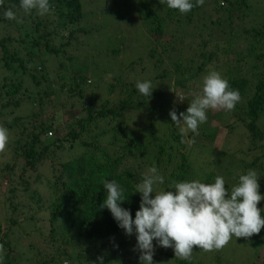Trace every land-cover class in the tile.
<instances>
[{
  "label": "trees",
  "instance_id": "1",
  "mask_svg": "<svg viewBox=\"0 0 264 264\" xmlns=\"http://www.w3.org/2000/svg\"><path fill=\"white\" fill-rule=\"evenodd\" d=\"M116 2L124 3L121 14L133 8L149 35L141 44L142 55L122 63L101 86L94 78L97 69L85 62L88 56L76 53L78 34L90 32L83 24V0H49L50 11L44 15L25 13L21 0H3L0 125L9 130L10 139L0 153V206L10 213L9 224L32 220L36 226L45 220L50 226L47 235L43 224L38 227L42 237L25 242L26 252L13 243L12 229H3L0 220L3 264H101L99 258L103 264H140L123 249L129 237L119 236L125 230L110 210L100 208L107 197L103 182L115 180L126 190L121 207L135 219L141 203L136 186L148 169L155 166L164 177L154 191L174 190L173 181L202 177L195 172L200 158L195 150L216 154L217 159L205 155L209 164L232 154L214 147L218 126H211L213 120L228 129L241 125L247 130L258 153L244 167L259 169L264 183V0H205L187 14L161 0ZM7 9L17 19H6ZM216 69H223L221 76L239 90L240 101L232 111L208 110L207 122L197 133L190 131L194 146L179 151L188 146L180 132L171 127L172 143L169 135L158 134L156 123L174 126L170 111L186 113L196 96L194 83ZM138 81H151L152 96L138 91ZM226 167L220 176L230 192ZM217 176L208 173L204 182L214 183ZM258 207L264 210L261 203ZM259 236L249 241L255 249L264 244V229ZM199 249L194 247L190 260L176 258L174 250L154 255L171 257L175 264H206ZM215 258L221 260L218 250ZM252 264H264V255Z\"/></svg>",
  "mask_w": 264,
  "mask_h": 264
},
{
  "label": "clouds",
  "instance_id": "2",
  "mask_svg": "<svg viewBox=\"0 0 264 264\" xmlns=\"http://www.w3.org/2000/svg\"><path fill=\"white\" fill-rule=\"evenodd\" d=\"M161 2L187 14L194 7H202L205 0H195V3L193 0ZM2 6L3 0H0ZM21 7L25 13L36 10L38 14L44 15L50 11L49 0H21ZM3 15L6 19H17L11 9L5 10ZM136 87L143 96H152L151 81H138ZM239 101V90L231 89L228 80L213 70L204 77L202 93L191 101L187 112L177 115L173 109L169 114L179 128L181 142L195 143L194 139L188 141L184 137L189 130L197 133L199 125L207 122L208 110L232 111ZM180 117H183L182 121ZM9 139V130L0 125V153L6 150ZM163 183L164 177L155 166L148 169L142 182L136 186L135 193L141 194V203L133 219L131 211L121 207L127 199L126 190L115 180L103 182L107 197L100 208L110 210L127 235L131 236L135 232L136 250L141 253V264H154V240L161 247L173 248L176 258L190 260L194 247L206 252L221 250L233 236L237 239L249 238L264 229V210L258 207L264 196L260 194L259 178L255 170L240 175L238 184L230 192L222 176H217L214 183L199 180L173 181L170 187L174 190L154 191L155 185ZM3 259V245L0 244V264H3ZM99 259L103 264V259Z\"/></svg>",
  "mask_w": 264,
  "mask_h": 264
},
{
  "label": "rangeland",
  "instance_id": "3",
  "mask_svg": "<svg viewBox=\"0 0 264 264\" xmlns=\"http://www.w3.org/2000/svg\"><path fill=\"white\" fill-rule=\"evenodd\" d=\"M84 11L86 12V23L83 24L88 27L89 33H79L77 36L78 42V50L76 53L81 54L82 57H87L88 60H85L86 64H90L92 68L97 69L94 71L95 79H97L101 86H104L106 82L110 81L111 78L116 74L118 67L122 65V63L129 64L132 60L137 59L138 55L141 54L142 42L145 39V35H149L147 29L143 25V21L138 17L136 11L132 8L131 12H124L121 14V11L124 8V3H117L116 0H83ZM119 6H117V5ZM193 25L190 27L192 28ZM188 27V26H183ZM67 33V32H66ZM74 49L75 46H72ZM114 48H119L116 54L109 55V51ZM142 55V54H141ZM147 67L151 63L149 59H146ZM219 70V69H216ZM136 71H140V67L137 66ZM213 71V70H210ZM206 71L200 75L201 79H198L194 83V95L200 94L202 92L203 79L210 72ZM222 70H219L221 74ZM91 78V80H94ZM193 95V96H194ZM213 112L221 110H212ZM226 119L229 116V113L226 112ZM181 121L183 117H180ZM233 119V118H232ZM143 122L146 120L142 119ZM128 121H130L128 119ZM234 121V119H233ZM142 123V122H141ZM211 126H218L215 131L216 137L214 140V147L217 150L223 148L224 151L231 152L232 154H227L222 156L220 160L216 163L209 164L208 159L206 157L216 158V154H209L203 152L200 148L197 152L195 150V154L197 157H200L195 164V171L197 174L202 175L199 181L204 182L203 176L208 173H215L223 175L224 168L228 171L226 166H229V172L226 175L230 181L231 189L236 186L239 182V176L244 174L248 169L259 171V169L250 167L245 168V163H250L252 159L255 158V154L258 153V149H253L254 146L250 142V138L248 136L247 130L241 126L237 125L233 129H228L225 127V124L218 120H213L210 122ZM261 126H264V120L261 122ZM158 134L161 133V136L169 135L172 143L174 142L172 136H170L172 132V128H175L178 132L179 128L174 125H167L164 120H159L156 123ZM181 134V133H180ZM190 130L187 133V136L184 139L191 141L189 138ZM188 146L185 148H179L183 150V152H189V148L194 146V143H187ZM153 150H156L152 148ZM220 161V162H219ZM219 164V165H218ZM223 169V170H221ZM263 173V171H261ZM225 175V174H224ZM194 177L196 175H193ZM196 178V177H195ZM260 183L261 195L264 196V183ZM159 188H155V191H158ZM161 191V190H159ZM262 207H264V200L261 202ZM33 214V213H32ZM18 215L21 220L22 216ZM45 214H39V217H43ZM10 213H8L3 207L0 206V220L2 223L3 229H12L13 235V243H20L21 249L26 250L27 252V244L26 243H35L41 239L39 226L43 224L45 230L44 234H48L50 231V226L48 222L43 220L42 224L39 222L35 226V222L30 220L29 217L28 222H21L20 226H14L13 224H9L6 221L9 220ZM29 216V215H28ZM10 235V238H11ZM119 237H129V241L123 245V249L129 253L130 258L133 262H137L141 264L140 261V252L136 250L137 239L135 232L129 236L125 233L120 234ZM258 240L260 238L259 234H254L249 238H233L231 241L221 250H218V256L221 257V260L215 258L217 250H213L210 252H206L202 249H199L198 256L201 260H205L206 264H252L253 262H260L264 255V244L260 245L257 249L253 247L249 241L250 239ZM245 239V240H244ZM247 240V241H246ZM156 250H174L173 248H164L159 246L157 241H153ZM161 255V259L154 255L153 261L154 264H175L174 260L171 257ZM173 261V262H172Z\"/></svg>",
  "mask_w": 264,
  "mask_h": 264
}]
</instances>
